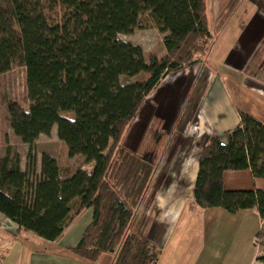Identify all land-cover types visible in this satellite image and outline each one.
I'll return each mask as SVG.
<instances>
[{"label": "trees", "instance_id": "16d2710c", "mask_svg": "<svg viewBox=\"0 0 264 264\" xmlns=\"http://www.w3.org/2000/svg\"><path fill=\"white\" fill-rule=\"evenodd\" d=\"M207 10L205 0H0V74L23 67L30 100L27 107L7 103L11 129L29 151L25 170L10 148L0 156V215L19 232L53 241L92 208L70 252L90 262L104 254L110 264H157L161 248L131 230L155 165L122 141L164 77L208 54ZM144 28L164 33L161 57L146 58L140 46L118 37ZM140 73L141 80L121 81ZM239 117L225 141L202 137L193 198L199 208L255 209L264 219V189L224 185L227 170L264 178V125L244 111ZM54 125L75 163L61 167L42 154L35 175L31 147ZM257 258L264 262V255Z\"/></svg>", "mask_w": 264, "mask_h": 264}, {"label": "crops", "instance_id": "0c3cea01", "mask_svg": "<svg viewBox=\"0 0 264 264\" xmlns=\"http://www.w3.org/2000/svg\"><path fill=\"white\" fill-rule=\"evenodd\" d=\"M247 25L244 32L257 24L253 18V24L250 21ZM255 31L250 32L252 43L258 40ZM245 39L241 35L237 43L242 45ZM232 53L229 47L219 65L203 68L198 79L191 71L195 64L176 71L180 76L167 74L146 98L123 137L125 148L141 151V156L151 159L154 155L149 152L155 149V143L148 139L151 126L165 131L156 162L151 160L154 174L131 227L152 237L161 248L157 264H264L257 258L264 255V240L260 246L255 242L258 235L264 239V219L255 209L229 213L220 207L199 208L193 198L202 137L216 135L225 141L224 132L240 121L239 111L264 125V82L248 75L243 81L235 72L234 76L228 73L225 63H231L227 59ZM260 59L258 66L262 68L264 55ZM223 180L226 189H264V178H253L249 169L227 170ZM92 217V208L84 209L56 240L49 241L29 231L19 232L15 223L0 215V264H107L104 254L90 262L69 251Z\"/></svg>", "mask_w": 264, "mask_h": 264}, {"label": "rangeland", "instance_id": "374dc122", "mask_svg": "<svg viewBox=\"0 0 264 264\" xmlns=\"http://www.w3.org/2000/svg\"><path fill=\"white\" fill-rule=\"evenodd\" d=\"M205 1L208 8L207 13L209 15L212 41L210 44V49L208 50V61L207 54L198 56L199 62L196 63L195 66L193 65L191 69V71L193 70V77L198 79V77L203 73V68L206 69L207 67L210 69L211 65L215 64L218 66V62L221 59L220 57L222 53L231 47L233 48L232 57L227 59V62L229 60L231 63H225L228 66L227 72H232V75L235 72V74L239 75V79L241 77L243 78V81L248 75V77L252 80L256 79L264 82V67L259 68L258 66L259 62H261L260 58H262L264 55V0ZM252 17L254 18L255 24H257L252 29L256 30L255 32L258 38V40L256 39L254 43L250 42L249 40L252 35H250L252 30H247L244 32L243 29L250 21L253 24ZM163 35L164 33L160 32L156 28H144L136 29L132 34L129 35L119 34L118 37L121 40L140 46L145 57L147 58L151 54H156L158 57H161L165 53L162 41ZM241 35L242 37L244 36L246 38L242 45L241 43H237L239 37L241 38ZM259 38L262 39L259 41ZM240 66L242 67L241 70L239 69ZM188 67L190 66L184 67L182 69ZM174 74H177L178 76L181 75L179 72ZM143 78L144 75L140 73L135 77H122L121 81L141 80ZM9 101L18 102L24 107H27L30 104L26 89L25 69L23 67H14L9 71L0 74V156H3L6 153L7 148H10V152L15 153L19 157L20 167L25 170L27 163L26 156L29 148L28 145L24 143L20 137L16 136L11 129L7 111V103ZM152 127L154 128L152 129ZM160 127L161 126L153 124L151 126V133L148 137L149 141H153V144L155 143V149H152L151 152H149L150 155H154V157L149 159L150 161L152 160V162H154V160L157 158L158 152L160 151V149H157L160 148L158 143L163 141V139H161V134H163L165 131H159L158 129ZM31 151L35 156V175H38L40 171L42 154H49L55 157L61 167H67L69 165H74L75 163V157L71 158L67 155L63 144L58 139L56 125L52 127L48 135H40L34 141ZM134 152H136L138 155H141L140 153H142L141 151ZM142 155L144 156V154ZM91 167V163L83 165V168L87 171H90ZM138 224L139 220L137 222V225ZM164 227L167 228L165 224ZM263 240L264 239H262L260 236L255 237L257 246H260L263 243ZM170 247H173V244H171V246L168 245L166 251H168ZM110 261L111 259L109 258V260H107V264H110Z\"/></svg>", "mask_w": 264, "mask_h": 264}]
</instances>
